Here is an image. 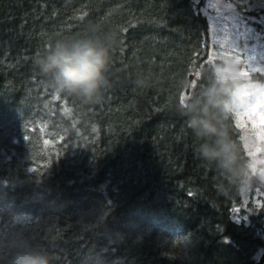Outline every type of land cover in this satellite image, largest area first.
<instances>
[{"label":"trees","instance_id":"1","mask_svg":"<svg viewBox=\"0 0 264 264\" xmlns=\"http://www.w3.org/2000/svg\"><path fill=\"white\" fill-rule=\"evenodd\" d=\"M203 5L0 0V264H259L261 217L232 220L242 191L181 106L190 76L197 112L213 79ZM82 42L105 53L87 100L41 69ZM213 112L243 163L234 116Z\"/></svg>","mask_w":264,"mask_h":264},{"label":"rangeland","instance_id":"2","mask_svg":"<svg viewBox=\"0 0 264 264\" xmlns=\"http://www.w3.org/2000/svg\"><path fill=\"white\" fill-rule=\"evenodd\" d=\"M200 12L208 22L209 64L218 79L235 84L231 114L254 159L264 150V0H204ZM241 198L232 220L247 225L258 214L264 231V185L253 182Z\"/></svg>","mask_w":264,"mask_h":264},{"label":"clouds","instance_id":"3","mask_svg":"<svg viewBox=\"0 0 264 264\" xmlns=\"http://www.w3.org/2000/svg\"><path fill=\"white\" fill-rule=\"evenodd\" d=\"M104 65V50L90 42H82L71 46L57 45L56 49L43 60L41 69L52 74L57 90L78 94L87 100L97 91ZM231 95L228 82L218 79L213 70L212 83L204 93L203 106L197 112L194 105H186L185 114L189 115L188 126L198 138H214L211 143L206 140L200 145L201 157L217 161L218 167L238 190L247 191L253 182L264 185V174L261 173V169H264V150L254 159L249 157L243 163H237L235 146L226 131L218 127L219 119L213 112L216 110L221 117L230 114ZM261 147L264 149V142ZM253 168L256 169L255 172ZM14 264H47V261L39 255L24 254L18 256Z\"/></svg>","mask_w":264,"mask_h":264},{"label":"water","instance_id":"4","mask_svg":"<svg viewBox=\"0 0 264 264\" xmlns=\"http://www.w3.org/2000/svg\"><path fill=\"white\" fill-rule=\"evenodd\" d=\"M191 82H192V77L190 76L187 88L185 89L184 93L181 96V106L183 108H185V106L187 105V98H188V95H189ZM258 263L259 264H264V254L261 256V258L259 259Z\"/></svg>","mask_w":264,"mask_h":264},{"label":"snow or ice","instance_id":"5","mask_svg":"<svg viewBox=\"0 0 264 264\" xmlns=\"http://www.w3.org/2000/svg\"><path fill=\"white\" fill-rule=\"evenodd\" d=\"M189 195H191V193H189Z\"/></svg>","mask_w":264,"mask_h":264}]
</instances>
